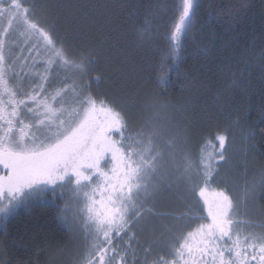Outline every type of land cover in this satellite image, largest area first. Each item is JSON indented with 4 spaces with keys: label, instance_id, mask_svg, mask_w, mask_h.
Listing matches in <instances>:
<instances>
[{
    "label": "trees",
    "instance_id": "16d2710c",
    "mask_svg": "<svg viewBox=\"0 0 264 264\" xmlns=\"http://www.w3.org/2000/svg\"><path fill=\"white\" fill-rule=\"evenodd\" d=\"M30 3L70 52L92 54L95 64L85 78L91 93L119 106L133 131L158 115L168 129L166 139L178 137L194 159L206 139L217 144L218 134L226 136L227 162L219 161V176L210 187L227 190L245 218L264 219V0H196L195 22L175 60L169 35L179 0ZM146 20L150 34H142ZM16 42L28 47L19 33ZM162 66L172 69L164 83ZM63 77L60 72L51 86L59 87ZM66 99L72 102L71 96ZM156 102L166 107L152 108ZM161 147L162 164L168 165V150ZM187 191L183 177L169 172L158 194L145 203L149 214L132 228L134 238L119 243L126 264H149L165 254L168 230L189 213ZM81 207L65 191L40 194L14 208L0 220V264H81L93 240L78 215ZM192 214L199 213L193 209ZM73 215H78L75 223Z\"/></svg>",
    "mask_w": 264,
    "mask_h": 264
},
{
    "label": "snow or ice",
    "instance_id": "6c2138e0",
    "mask_svg": "<svg viewBox=\"0 0 264 264\" xmlns=\"http://www.w3.org/2000/svg\"><path fill=\"white\" fill-rule=\"evenodd\" d=\"M197 7L196 0H179L169 35L173 60ZM34 8L30 0H0V18L8 25L0 27V220L40 194L70 191L93 236L81 264H126L119 243L134 238L132 228L149 214L145 203L169 176L163 144L192 204L179 218L182 223L168 230L165 254L149 264H264V219L241 221L232 195L210 187L219 176V161L227 162V137L218 134L217 144L206 139L194 159L178 137L166 139L168 129L158 115L133 131L119 106L91 93L85 78L95 64L92 54L70 52ZM151 28L146 20L142 34ZM16 33L28 47L17 44ZM170 71L161 67V83ZM60 72L61 85L52 87ZM255 188L253 183L250 189Z\"/></svg>",
    "mask_w": 264,
    "mask_h": 264
},
{
    "label": "rangeland",
    "instance_id": "374dc122",
    "mask_svg": "<svg viewBox=\"0 0 264 264\" xmlns=\"http://www.w3.org/2000/svg\"><path fill=\"white\" fill-rule=\"evenodd\" d=\"M8 25H7V21L6 20H3L2 18H0V27H7ZM14 51H19V48L18 47H16V48H14ZM163 164H164V166H165V168L166 167H168V172H174V174L176 173V174H180V172L179 171H177L176 169H175V167L170 163V164H168V165H166L164 162H163ZM243 214H246V212H244V213H242L241 212V214H239V216H240V218H241V221H244V219L245 220H249L248 218H245V217H247V216H244ZM242 227H245L243 224H242ZM245 230H247L246 228H245ZM258 231V230H257Z\"/></svg>",
    "mask_w": 264,
    "mask_h": 264
}]
</instances>
